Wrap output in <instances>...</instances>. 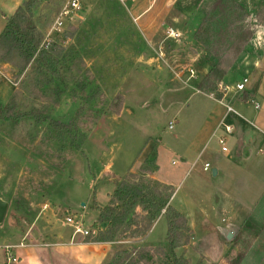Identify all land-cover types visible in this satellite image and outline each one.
<instances>
[{"label": "rangeland", "instance_id": "1", "mask_svg": "<svg viewBox=\"0 0 264 264\" xmlns=\"http://www.w3.org/2000/svg\"><path fill=\"white\" fill-rule=\"evenodd\" d=\"M67 1L39 0L33 9V24L39 32L40 48L56 42L65 49L72 48L75 51L76 60L61 67V74L68 83L65 94L57 97L52 87L45 88V93L37 91V88H33L34 80L29 70L14 80L13 72L0 66V105L15 103L20 114L30 115L29 119H22L17 124L0 122V198L8 202V210L10 206L13 209L11 216L7 212L3 226L9 228V224L14 223L20 225L23 231L31 223L37 226L46 220L49 223L54 221V224H58V232L66 238L73 233V227L66 223V219L71 217L75 225L89 232L84 240H96L100 238L99 233L106 229L105 224L93 227L98 218L96 208L107 205L108 195L120 181H151L160 186L151 180L149 175L152 174L143 172V166L153 152L158 166L157 178L169 179L176 191L173 208L183 212L187 205L182 200L189 199L194 209L202 206L210 210L215 206V194L221 185L210 172L202 170L207 153L194 165H191L190 160L189 165L192 167L182 164L179 155L191 140L195 146L200 145L206 136L201 137L200 132L204 135L215 123L214 117H211L201 125L212 102L201 95H193L187 101L190 88L194 89V83L200 81V75L195 71L194 80H189L186 74L178 80L171 70L176 71L189 64L194 69L195 66L207 68L203 63L206 57L194 40V33L215 0H200L197 7L189 1L182 5L183 16L174 26H178L187 39L195 42V48L188 51L190 54L186 58V54L174 53L173 47L172 54L165 55L166 52L157 50L156 40H152L150 45L146 42V48L142 49L147 35L144 32L142 35L139 30L142 29L141 22H133V18L120 12V7L127 6L125 0H113L111 4L115 9L110 12L119 14L115 21L106 19L101 10L103 4L97 3L95 17H88L82 8L83 0H78L80 9L70 13L59 32L48 36L54 20ZM241 1L245 4L255 33L260 26L254 23V16L263 7L264 1ZM179 5L181 3L174 8L173 14L180 11ZM162 21L167 25L164 27V36L169 38L168 30L173 31L179 36L177 46L185 47L181 33L169 27L168 21ZM5 24V19L0 15V33ZM115 24L128 28L134 34L119 36ZM120 41L127 44L123 45L127 47H123L125 50H121L120 44L113 43ZM172 60L173 67L170 70L168 65ZM238 71L236 75L226 76V81L231 83L244 76L249 78L247 69ZM25 75L26 80L23 79ZM79 84L87 85L84 91H81ZM92 92L98 93L95 101L89 100ZM118 106L119 112L114 113ZM80 108L82 115L76 117ZM247 108L253 110L249 105ZM34 113L41 114L42 118L49 117V120L61 125L75 126L76 132H72V137L80 144L79 150L70 145L71 140L65 131L50 130L48 121L37 123ZM171 122L173 128L169 129ZM208 163L211 168L214 166L212 159ZM246 188L242 179L233 186L238 204L242 201L241 204L250 205L252 200L254 202L257 199L251 194L243 195ZM134 214L137 217L133 219L139 222L143 216L141 208L136 207ZM136 230L139 228L133 226L128 232L117 234L113 242H108V253L107 245L104 249L78 245V242L83 243L79 241L83 236L77 234L70 243L67 240L61 241L62 244L56 247L28 248L18 251L17 255H28L33 264H106L118 248L151 250L153 247H149V243H154V248L163 250V256L149 254L151 257L146 262L161 264L162 258L168 255L165 219L155 227L150 237L154 238L153 242H145L149 231L137 237L133 233ZM188 230L189 234H185L184 238H190L188 243L176 249L175 255L189 260V264H218L202 256L204 246L194 243L189 227ZM229 241L231 244L232 241ZM224 244L229 245L226 242ZM229 254H225L224 258L226 256L227 263L231 264L235 259Z\"/></svg>", "mask_w": 264, "mask_h": 264}, {"label": "crops", "instance_id": "2", "mask_svg": "<svg viewBox=\"0 0 264 264\" xmlns=\"http://www.w3.org/2000/svg\"><path fill=\"white\" fill-rule=\"evenodd\" d=\"M24 1L25 0H0V15L5 19V23L6 20L21 7ZM125 1L127 6L125 8L120 7V12L129 18H133V22H141L140 26L142 29L139 30L142 35L143 32L147 35L146 39L143 41V46L141 45L142 49L146 48V42L150 45L152 40H156L158 43L157 50L164 53L166 52L165 55H171L173 51L171 47H173L175 48L174 53H183L182 55L184 56L186 54L185 58L189 56L192 51L191 49L195 48V42L191 39H187L178 26L175 27L174 25H176L177 20L181 19L183 16L181 10L182 5H186V2L189 1L191 4L194 2L195 7H197L200 0ZM96 3L103 4V8H101V6L100 8L106 19L111 18L115 21V19L118 18L119 14L110 12L115 9V7H111L113 0H83L82 8L88 17H95ZM104 3L107 4L104 5ZM114 3L116 4L115 1ZM179 3H181V5H179L180 9H178L180 11L173 14L174 8ZM162 20L168 21L170 23L169 27H173L177 32L179 31L181 33L180 35L184 37L183 44L187 47L177 46V39H169L164 36L166 22ZM177 23H179V21ZM116 25L117 24H115V28L118 27ZM118 25H120V23ZM257 28L245 51L242 52L223 78L222 86L224 91L221 92V99L217 100L210 95L198 92L195 89L197 83H194V89L190 88L191 92L186 99L188 101L193 95H201L208 98L212 103H210L209 112L208 114L206 113L207 117L203 120L204 123L202 122L201 125L205 124L206 120L211 117H214L215 123L210 126V129L204 135L200 132L201 137L206 135L200 145L195 146L192 140L188 142L179 155L182 160L181 163L189 165L191 160V165H194L203 154L207 153V160L203 163V166L204 164H209V159L213 160L214 166L212 168L210 166V170L207 172H210L212 177L217 180L221 186H218L219 190L215 194V206H212L210 210H206L202 206H198L194 209L193 206L190 205L191 202L189 199L182 200V202L187 205L183 212L176 210L185 216L187 225L193 234V242L200 243L204 246L205 250L201 251L202 256L218 264H228L226 256L224 258V255L229 252L231 258H240L238 264H264V29L260 27ZM117 33L119 36L120 34H134L133 32H129V29L124 26L118 27ZM132 39L134 40L133 37ZM190 41L192 43H190ZM113 43L120 44L121 50L127 45L123 43V41H120V43ZM125 48L123 50H125ZM135 48L140 50L137 45H135ZM171 58H173V60L175 59L173 56H171ZM173 60L170 65H168L170 70L173 67L171 66ZM1 68L4 70L7 68L9 69L8 66H1ZM195 68L197 74L200 75V79L206 75L207 68L205 66L200 69L198 66H195ZM242 69L248 70L249 78L246 76L242 78L247 79V84L243 92H237L235 86L240 83L242 79L237 78L231 81V83H228L226 81V76L236 75V73L239 72L238 70ZM182 98L184 99V97ZM254 104H259L258 109L254 108ZM248 105L253 108L252 111L247 108ZM228 109H231V112L228 113ZM225 127L231 128L230 134H226L224 130ZM218 138H223L225 140L223 145L226 149L225 151H222V146L219 145ZM191 165H189V167ZM213 171H215V174H213ZM157 173L158 171L149 175V177L151 176V180L160 185H167L172 188V183L168 181L169 179H159V177L157 178L156 176ZM240 179L244 180L248 187L246 188L247 191H244L242 194L257 196V199L254 202L252 200L250 205L241 204V200H239L241 203L238 204V200L235 199L236 194L233 193V186L235 183H239ZM173 191L174 193L169 201L171 207H173L172 204L176 199V191L174 189ZM162 219H165L163 213L153 224L149 233H147L148 235L145 242L148 243L149 240L153 242L154 238L150 239V237L155 227ZM56 225L58 224H54V221L49 223V221L46 220L44 223H38L37 226L36 223H31V225L25 227L23 231L22 228L20 229V227L14 223L9 224V228H5L3 224L0 225V264L5 263L4 251L6 247L10 248L11 254L17 259L18 264H33L28 255L19 256L17 252L37 246L56 247L62 244L61 241L69 240L70 243L72 238L77 235L74 233L73 229L71 236L65 238L63 234L58 232V226ZM229 232H233L231 244H229L230 241L226 239ZM79 241L83 242H78L80 246H97L104 249L107 245V253L109 251L108 245L110 243H96L86 238L84 240V236ZM224 242L229 245L226 246ZM154 246V243H149V247L154 248ZM41 261L44 260L42 259Z\"/></svg>", "mask_w": 264, "mask_h": 264}, {"label": "trees", "instance_id": "3", "mask_svg": "<svg viewBox=\"0 0 264 264\" xmlns=\"http://www.w3.org/2000/svg\"><path fill=\"white\" fill-rule=\"evenodd\" d=\"M39 0H25L21 7L6 20L5 27L0 33V66H8L13 72L14 80L19 79L27 70L34 80V89L45 93V88L52 87L57 97L66 93L67 80L61 74L63 65L76 60L75 51L65 49L56 42H50L46 48H40V37L36 26L33 24V9ZM264 1V0H263ZM254 23L264 29V4L256 12ZM249 14L244 2L241 0H215L205 18L194 33V40L202 49L205 58L203 63L208 71L200 81H196V90L206 95H213L215 99L222 97L218 87L222 85L223 78L241 55L243 49L251 41L254 30L251 28ZM26 75L23 79L26 80ZM22 79V80H23ZM24 84V82H23ZM81 91L87 85H80ZM78 88V86H77ZM98 93L92 92L90 101L97 99ZM83 101V100H82ZM83 104V103H82ZM16 104L0 105V122L17 124L22 119H29L28 113L20 114ZM84 105L85 101H84ZM119 112L118 109L114 113ZM36 115V122L48 121V128L56 132L65 131L71 140V146L79 150L80 144L72 137L76 132L72 124L61 125L49 120V117ZM82 115V108L76 113V117ZM31 116L30 118H32ZM143 172L153 174L157 171L156 156L153 152L146 160ZM151 181L136 182L129 180L120 181L111 195H108V203L98 210L97 224H105L106 229L99 233L94 242H113L117 234L128 232L136 226L139 230L137 237L144 236L163 213L167 225L166 243L168 255L162 258L161 264H189V260L177 257L175 250L186 245L190 239L186 218L176 209L170 206L169 201L174 193L167 185H154ZM136 207L141 208L143 216L137 222L134 212ZM10 206L8 215H12ZM139 219V218H138ZM21 227L20 225H17ZM184 239V242H182ZM119 250L106 264H150L146 262L150 255L163 256L160 248ZM136 253V254H134ZM150 254V255H149ZM240 258H236L231 264H238Z\"/></svg>", "mask_w": 264, "mask_h": 264}, {"label": "built area", "instance_id": "4", "mask_svg": "<svg viewBox=\"0 0 264 264\" xmlns=\"http://www.w3.org/2000/svg\"><path fill=\"white\" fill-rule=\"evenodd\" d=\"M79 9L80 8H79V1L78 0H68L65 3V5L61 8L56 19L54 20L53 25L49 30L48 36H50L51 34L59 32V30L61 29V27L63 25V21L69 17V15L72 11H78ZM167 35L169 36V38H172V39H178L179 38L178 34L177 35L174 34L173 31H171V30H168ZM171 72L174 76L177 77L178 80H181V78L183 77V74H186L187 78L189 80H191V79L194 80L196 78L195 77V69L193 68V66L191 64L186 65L183 68H178L176 71L171 70ZM246 84H247V79L246 78L242 79V81L235 86L236 91L237 92H243ZM218 91L223 92L224 88L220 85L218 87ZM210 96L214 98L213 95H210ZM258 107H259V104H254L255 109H258ZM229 112H231V109H228V113ZM168 128L169 129L173 128L172 122L169 123ZM224 130H225L226 134L231 133L230 127H225ZM224 141L225 140L223 138H218V143H219V145L222 146V151L226 150L225 147H223ZM203 170H204V172L209 171L210 165L204 164ZM66 223L68 225H70L71 227H73L75 234H80L84 237H86L89 234V232L87 230L83 231L79 225H75L74 221L71 217H68L66 219ZM4 254H5V263L4 264H16L17 263V259L14 256H12L11 250L9 247L5 248Z\"/></svg>", "mask_w": 264, "mask_h": 264}, {"label": "water", "instance_id": "5", "mask_svg": "<svg viewBox=\"0 0 264 264\" xmlns=\"http://www.w3.org/2000/svg\"><path fill=\"white\" fill-rule=\"evenodd\" d=\"M213 174H215V171H213ZM9 204L8 202L4 201L0 198V225L3 223L6 214L8 212ZM232 238V232H229L226 236V239L229 241Z\"/></svg>", "mask_w": 264, "mask_h": 264}]
</instances>
